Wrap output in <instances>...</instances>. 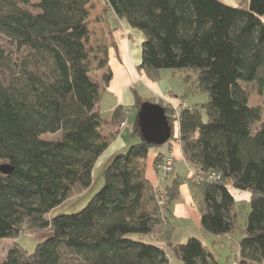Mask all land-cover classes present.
Listing matches in <instances>:
<instances>
[{"label": "trees", "instance_id": "1", "mask_svg": "<svg viewBox=\"0 0 264 264\" xmlns=\"http://www.w3.org/2000/svg\"><path fill=\"white\" fill-rule=\"evenodd\" d=\"M32 1L35 11L25 7ZM103 2L97 22L109 24L114 14L144 34L139 71L158 80L165 69L195 70L196 88L208 95L180 112L179 139L189 166L218 178L176 175L169 205L188 180L201 226L215 235L239 231L238 264H264V110L252 101L264 96V0ZM94 8L93 0H0V34L17 54L0 49V164L14 168L0 170V239L50 233L33 252L17 241L0 264H220L197 237L173 242L170 208H160L146 176L149 151L163 145L154 141L117 153L81 211L52 214L91 187L115 135L102 127L123 120L121 106L111 120L101 112L113 72L107 43L94 54L87 48ZM103 69L99 82L94 73ZM159 105L173 135V111ZM48 133L58 137L45 139ZM234 190L248 192L249 202L238 205Z\"/></svg>", "mask_w": 264, "mask_h": 264}, {"label": "rangeland", "instance_id": "2", "mask_svg": "<svg viewBox=\"0 0 264 264\" xmlns=\"http://www.w3.org/2000/svg\"><path fill=\"white\" fill-rule=\"evenodd\" d=\"M229 2L236 5L238 0H230ZM33 3H34V1H32L30 5H25V7L30 9V10L35 11V9L33 7ZM93 4H94V7L97 9H94V11L91 12V24L89 26L90 39L87 43V48L90 50V52L92 54H94V49H96L100 43L104 42V40H102V37H100V38L98 37V36H100V34L96 33V31L98 29L97 27L100 23V22H97L96 19L102 15V13L105 9L103 0H93ZM100 10H101V12H100ZM97 15H99V16H97ZM262 17L264 19V15ZM103 23H105V22H103ZM106 25H108V24H106ZM107 28H108L107 29L108 32H105V30L103 32H104V34L105 33L108 34L107 40L110 41L111 45L117 49V43H116V41H115V39L111 33L112 29H110L109 26H107ZM100 31L102 32V30H100ZM109 38H110V40H109ZM98 39H100V40H98ZM108 41H106L107 44H108ZM114 43L116 44V46H114ZM0 49H3L6 53H10V55L13 59L17 58V54L15 52L14 46L12 45V42L9 41L6 37H4L1 34H0ZM11 63H13V62H11ZM137 70L140 74H142L143 76H146L143 72L139 71L138 66H137ZM104 71L105 70L103 69V70H98L94 73L96 75V78L99 80V82H103L102 78L104 75ZM163 73L165 76V80H167L168 82L171 83V88H173L174 92L178 96H175L173 93H170L171 99H160L159 97H156V99H154V100L142 99L140 96H137L136 103L133 106L127 107L124 105H120L122 107V111L124 114L123 120L116 123V125L114 126V132H112L111 135L113 133L115 135L111 139L115 138L116 134H120L122 132L123 133L127 132V133H129L128 137L133 139V141H132V143H130V145L136 144L138 142H142L145 140H153L154 136H155V133H154L155 124L158 122V119L154 118V116L150 112L149 107L144 102V101H152V103H155V104H161V105L167 104L172 109L173 112L171 115H172V121H173V135L171 137V142H173V143H171V144L176 143V144L180 145V147H181V142L179 139V136H180L179 135L180 112L183 109L191 106L190 104H192V103H196V102L204 103V102H206L208 100V95L204 94V96H203V94L200 91L196 92L194 90L196 88L194 86V84L196 82L197 74H198L197 71H195V70L165 69L162 71L161 74H163ZM3 78H4V81L6 84L10 82V80L12 78L10 65L6 66V74L4 75ZM161 79H163V77H161L158 80H152V81H159ZM106 91H107V87H106L105 92ZM197 93H199V94H197ZM252 101L255 104L261 105L263 107V110H264V96L261 97L258 95H254ZM200 103H196V104H200ZM185 104L187 107H185ZM107 106H108V100H107V102H105L104 108H107ZM133 109H134V111H133ZM105 112H107V110ZM112 114L113 113H111V115L108 118L111 119ZM105 116H106V113H105L104 117ZM128 117H129V123H128ZM105 118H107V116ZM123 122H125L126 124L122 125ZM105 126L111 128V126H109V125H105ZM110 136H108V137H110ZM55 137H58V135L53 136V134H50V133L44 135L45 139H52ZM165 144H163V145H165ZM130 145L122 152H125L130 147ZM163 145H161V146H163ZM149 153H150V151H149ZM149 153H148V156H149ZM182 155H183V153H182ZM157 156H162L163 161L155 163ZM156 157L154 158V165H155L154 167H155V172H156V176H155V180H154L155 182L154 183L151 182V184L154 188L155 193L159 197L158 204H159L160 208L162 210L166 211L167 207L170 208L173 205V203L175 201H178L181 197V195H180V197L178 199H176L174 202H172L169 205V200H168V196H167L168 185L171 183L172 179L176 175H179V174H176V159L173 155L164 156L163 153H159L156 155ZM168 157H172L171 164H170L171 169L166 172L163 167H164V164H166V161L169 160ZM147 159H148V157H147ZM183 160L185 161L184 157H183ZM111 161H112V159L108 163H104V164H102V166L99 167V160H98L96 168L94 169V172H93V183H92L91 187L88 188L87 190H83L81 192H76L75 194H73L61 206L54 209L52 214L53 215L62 214V213L71 214V213H76V212L81 211L88 204L90 199L96 193H98L102 189V187L104 186L105 180H104L103 172L107 168V166L110 164ZM185 163H186V169L188 171L187 175L186 176L179 175V176L184 177V178H186V179H188L194 183L202 182L203 180L202 181H195L192 178V176L194 175L193 173H195V172L198 173V171H200V170L190 167L186 161H185ZM146 167H147V160H146ZM188 180L184 184L187 185V188L191 191V196H192L193 200L195 201L194 191H193L192 187L190 186ZM234 192H235V197L237 199L238 205H243V204L246 205L249 202V201H247V199L249 197V194L247 192H239L237 190H234ZM195 203H196V201H195ZM197 208L199 209L198 205H197ZM166 212L168 213V215H170V213H171L170 211H166ZM173 222H175V225L177 227L176 233L173 234V242L184 243L191 236L197 237V238L201 239L206 244V246L208 248L212 249L214 247L215 250H217V252H218L217 257L219 259V262H221V264H227L228 258L231 259L230 264H238V262L235 261L236 258L234 257V254H235L234 249L236 247V241H237L238 236H239V231H236L235 233H231V234L227 235L228 237L223 239L222 240L223 243H222V242H217V239L219 237L218 235H215V234L207 231L202 226H199L196 223V221H194V220H191L189 222L190 225H188L189 223L186 224L184 221L182 222V220H180V221L176 220ZM237 225L239 226V229L243 227L244 218H242V216L240 217V220H239ZM49 236H50V233H48L47 231L36 232V233L31 232V231H24L22 233V235L19 237V239H0V258L4 259L8 250L12 246H14L17 241L20 242L28 251L33 252L35 250L37 244L42 242L43 240H45ZM133 237L137 238L138 236L133 235ZM231 241H232V244H230ZM230 245H231V247H230ZM229 248H231L230 254H232L230 257L228 256ZM170 254L172 255V253H170ZM172 260L175 261V263H177L176 259L172 258Z\"/></svg>", "mask_w": 264, "mask_h": 264}, {"label": "crops", "instance_id": "3", "mask_svg": "<svg viewBox=\"0 0 264 264\" xmlns=\"http://www.w3.org/2000/svg\"><path fill=\"white\" fill-rule=\"evenodd\" d=\"M229 1L230 0H225V2L232 4ZM94 9L92 10V12L94 11ZM108 22V25L103 22L99 23L97 27L98 29L96 31L97 34H100V36L98 37H102V40H104V42L106 43V41H108V34H104L103 31L105 30V32H108L107 26H109V28L112 29V36L117 43L116 49L111 45V42L108 41L109 66L113 71V78L107 86V91L105 92L101 102V112L103 116L106 113V119L111 120L112 118L110 119L108 117L111 115V113H114V110L118 106H133L136 103L137 96H140L142 99L147 100H154L156 99V97H159L160 99H171L170 93L178 96L174 92L173 88H171V83L165 80L164 73L162 74L163 79L159 81H152L138 72L137 66L141 63L142 60V43L145 40L144 34L140 30L133 28L126 19H120L114 14H111L108 17ZM98 30H102V32H99ZM194 86L196 87V84H194ZM194 90L196 92L199 91L196 88ZM202 94L204 96V93ZM107 100L108 106L107 108H104V104L105 102H107ZM196 103H192L190 105ZM106 110L107 112H105ZM112 132H114L113 126L111 128L105 125L102 127V133L104 136L108 137ZM128 134L129 133L127 132H122L120 134H116L115 138L111 139L110 146L99 158V167L104 163H108L117 153L124 151L130 145V143H132L133 139L128 137ZM171 143L173 142H171L170 139L165 145L155 147L150 150L147 159L146 176L152 183L155 182L154 180L156 176L154 158L159 153H163L164 156L173 155L176 159V174L182 176L187 175L188 171L186 169V163L183 160L182 149L180 145ZM249 198L250 194L247 201H249ZM170 212V218L172 221L182 220V222L184 221L186 224H188L191 220H194L199 226H201V215L199 209L197 208V204L191 196V191L185 184L181 186L180 199L173 203V205L170 207ZM188 225H190V223ZM227 235H218L219 237L217 239V242H222L223 239L228 237ZM230 244H232V241L230 242ZM210 250L217 257V250H215L214 247L212 249L210 248ZM230 251L231 248H229V257L232 255L230 254ZM234 251V257L236 258L235 261L238 262L237 247H235ZM230 261L231 259L228 258L227 264H230ZM219 263L221 264V262Z\"/></svg>", "mask_w": 264, "mask_h": 264}, {"label": "water", "instance_id": "4", "mask_svg": "<svg viewBox=\"0 0 264 264\" xmlns=\"http://www.w3.org/2000/svg\"><path fill=\"white\" fill-rule=\"evenodd\" d=\"M145 104L149 107L151 114L154 116L155 119H158V122L155 124V136L153 140L147 141H154L159 144H164L171 139L172 135V128L168 117L165 115L164 109L159 105L151 102H145ZM0 170L4 174H10L14 168L8 163L0 164Z\"/></svg>", "mask_w": 264, "mask_h": 264}, {"label": "built area", "instance_id": "5", "mask_svg": "<svg viewBox=\"0 0 264 264\" xmlns=\"http://www.w3.org/2000/svg\"><path fill=\"white\" fill-rule=\"evenodd\" d=\"M185 107H187L186 106V104H185ZM126 123L125 122H123L122 123V125H125ZM168 161H166V164H164V170L167 172L168 170H170L171 169V159H172V157H168ZM162 167V166H161ZM194 175L192 176V178H193V180H195V181H202V180H204V179H209V180H212V179H214V178H218V175H216V173H204V172H202L201 170L200 171H198V173L197 172H195V173H193Z\"/></svg>", "mask_w": 264, "mask_h": 264}]
</instances>
